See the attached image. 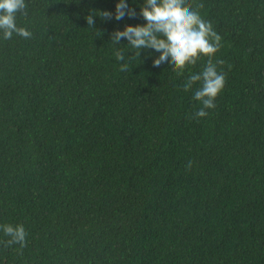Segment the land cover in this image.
Returning <instances> with one entry per match:
<instances>
[{
  "label": "trees",
  "instance_id": "obj_1",
  "mask_svg": "<svg viewBox=\"0 0 264 264\" xmlns=\"http://www.w3.org/2000/svg\"><path fill=\"white\" fill-rule=\"evenodd\" d=\"M191 6L221 38L204 117L181 85L206 57L157 72L110 42L142 18L87 24L114 0H25L31 35L0 39V224L26 238L0 264H264V0Z\"/></svg>",
  "mask_w": 264,
  "mask_h": 264
},
{
  "label": "clouds",
  "instance_id": "obj_2",
  "mask_svg": "<svg viewBox=\"0 0 264 264\" xmlns=\"http://www.w3.org/2000/svg\"><path fill=\"white\" fill-rule=\"evenodd\" d=\"M135 0H114L112 10H92L85 20L89 26L94 23L93 17L122 20L125 16L143 19L144 23H125L123 27L114 28L109 33L110 42L121 44V37L126 45L135 51L134 56L145 54L158 58L154 67L161 71L170 68L177 73L186 66L194 65L198 59L206 57L199 71H193L182 83L185 91L191 90L194 101L199 105L195 108L196 117H204L207 109L214 107V100L223 88L225 74L218 71L212 62V55L220 46V36L212 28L211 23L204 19L200 12L191 6V0H142L138 11L132 4ZM25 9V0H0V39H7L16 33L28 37L30 31L15 23L16 14ZM117 60L124 59L121 49L114 51ZM127 63L119 65L126 70ZM197 84L196 87H193ZM191 162L189 161V164ZM0 232L7 239L4 244H25L26 230L23 224H0Z\"/></svg>",
  "mask_w": 264,
  "mask_h": 264
}]
</instances>
